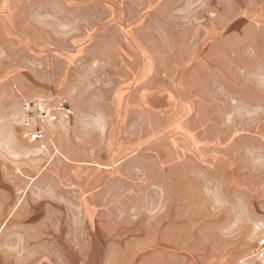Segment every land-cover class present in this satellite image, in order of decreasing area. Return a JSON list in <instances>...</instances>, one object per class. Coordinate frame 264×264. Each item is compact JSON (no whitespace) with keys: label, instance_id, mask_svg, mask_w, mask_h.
<instances>
[{"label":"rangeland","instance_id":"obj_1","mask_svg":"<svg viewBox=\"0 0 264 264\" xmlns=\"http://www.w3.org/2000/svg\"><path fill=\"white\" fill-rule=\"evenodd\" d=\"M263 236L264 0H0V264H264Z\"/></svg>","mask_w":264,"mask_h":264},{"label":"built area","instance_id":"obj_2","mask_svg":"<svg viewBox=\"0 0 264 264\" xmlns=\"http://www.w3.org/2000/svg\"><path fill=\"white\" fill-rule=\"evenodd\" d=\"M27 110H29V105H26ZM54 109V110H61V112L67 116L68 114H70V108L66 105V100L62 99V98H58V100L54 103V105H50L47 106V103H40L38 110L35 113V116L37 118L39 117H48L51 120H54L56 118L55 115H50V111ZM30 122L27 120L26 121V125H29ZM41 130H37V129H31L29 132L26 131L25 132V136H29L30 140L32 141H39L42 138V133L40 132ZM258 250L254 253V256L256 258V260L264 263V236L263 238H261L260 242H259V246H258Z\"/></svg>","mask_w":264,"mask_h":264},{"label":"crops","instance_id":"obj_3","mask_svg":"<svg viewBox=\"0 0 264 264\" xmlns=\"http://www.w3.org/2000/svg\"><path fill=\"white\" fill-rule=\"evenodd\" d=\"M97 247V246H96ZM95 254L93 253V258H92V262H94L95 261ZM92 264V263H91Z\"/></svg>","mask_w":264,"mask_h":264}]
</instances>
